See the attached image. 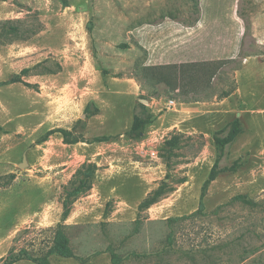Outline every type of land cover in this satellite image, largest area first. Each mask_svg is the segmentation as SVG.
Returning a JSON list of instances; mask_svg holds the SVG:
<instances>
[{
  "label": "rangeland",
  "instance_id": "obj_1",
  "mask_svg": "<svg viewBox=\"0 0 264 264\" xmlns=\"http://www.w3.org/2000/svg\"><path fill=\"white\" fill-rule=\"evenodd\" d=\"M197 21L202 24L199 56L204 44V61L199 62L206 65L156 64L166 54L182 55L184 46L190 50L194 43L178 41L176 35L185 34ZM246 56L264 59V0H0V258L22 247L41 256L59 229L80 257L71 260L76 263L113 264L115 252L117 264H264V179L252 182L251 169L244 168L248 156L234 166L227 149L210 182L220 156L215 142L208 148L204 137L173 132L155 154L149 150L150 156L143 159L155 169L151 186L156 190L150 200H157L150 209L141 204L124 215L120 201L110 198L106 188L103 202L92 205L99 206L91 208L89 222L66 225L64 218L74 201L88 194L94 177L79 175L70 182L57 172L46 184L43 178L57 169L28 153L30 146L50 135L43 128L46 121H59L53 83L66 60L78 59L76 72L90 65L108 87L114 78H134L140 97H158L153 76L166 74L178 89L170 87L162 96L180 99L188 92L208 102L220 101L236 88V74ZM217 65L218 74L212 77ZM158 66L168 67L160 74L151 69ZM88 82L83 78L79 87L86 89ZM95 111L91 106L90 112ZM158 114L152 110L147 116ZM87 118H79L76 130H84ZM126 135L130 141L138 138ZM96 167L86 163L81 172L91 174ZM110 177L120 185L122 196L140 199L138 177ZM237 195L263 205L232 202ZM202 207L203 212L196 213ZM51 259L66 264L58 255Z\"/></svg>",
  "mask_w": 264,
  "mask_h": 264
},
{
  "label": "crops",
  "instance_id": "obj_2",
  "mask_svg": "<svg viewBox=\"0 0 264 264\" xmlns=\"http://www.w3.org/2000/svg\"><path fill=\"white\" fill-rule=\"evenodd\" d=\"M200 26H202L201 22L197 21L194 25L188 26V32L176 35L178 41L191 40V43H194L191 44L190 50L186 51L184 46L182 55L174 54L173 58L172 55L166 54L164 59H156L154 62L171 64L204 61L202 42L199 56ZM202 40L204 35L200 41ZM150 52L152 53V48ZM186 55L192 58L183 60ZM194 56L196 58H193ZM77 60V58L66 60V67L55 76L58 82L53 83L56 89L53 94L59 100L56 110V118L59 121L54 123L46 121L43 128L49 130L50 135L36 143L35 147L28 148L29 155H35L45 167L57 169L48 172L43 178L46 184L52 182L48 177L56 176L57 172L60 173L59 177L68 176V180L71 181L84 164L94 163L97 166L90 191L74 201L72 210L63 220L66 225L89 222L87 217L91 208L99 206L92 207V205L103 202L106 188L110 189V198L120 201L119 210L120 207L123 208L124 215H128V209L139 207L156 190L155 185L151 186L155 181V169L143 159L150 156L149 150L155 154L156 147L170 139L172 133L177 131L188 136L204 137L209 148V145L215 142V133L239 118L245 129L229 146L230 157L235 162L248 156L249 162L244 168L251 169L250 172L254 177L252 182L264 179V59L262 57L244 58L243 67L236 74V89L220 101L179 102L176 109L163 110L165 96L148 100L151 109L159 111V114L153 122L146 125L141 137L131 141L128 140L126 133L133 126L136 104L141 95L140 84L131 77L114 78L115 81L111 83V87H108L105 78L95 72L90 65L76 72ZM83 78L89 79L86 89L79 87V82ZM64 79H68V82H60ZM93 105L97 111L88 113L86 111L88 106ZM82 116L88 118L84 130L79 131L76 130V125ZM64 132L69 133V136L76 135L69 140ZM80 133L82 136L79 135L78 140H73ZM115 134L120 137H115ZM105 135L113 138L93 141L95 137ZM118 160H123V166ZM67 171L70 173L66 174ZM115 174L138 177L141 184V196L138 201L135 202L129 196L120 194L118 191L120 185L110 177ZM153 205L154 203L149 207ZM62 259L66 264H82L71 262L75 258Z\"/></svg>",
  "mask_w": 264,
  "mask_h": 264
},
{
  "label": "trees",
  "instance_id": "obj_3",
  "mask_svg": "<svg viewBox=\"0 0 264 264\" xmlns=\"http://www.w3.org/2000/svg\"><path fill=\"white\" fill-rule=\"evenodd\" d=\"M125 46H127V45H125ZM242 64L243 63L241 62L239 65V68L242 67ZM188 65L198 66V65H206V64H200V62H198V63L193 62V63H187L183 67H186ZM163 67L167 68L168 66H163ZM219 67L220 66L217 65L216 68L211 70L212 71V74H211L212 77H215L218 74ZM165 68L158 66V67L151 68V69H155V70L159 71L160 74H162V72L165 71ZM239 68H237V69H239ZM160 70H164V71H160ZM153 75H155V74L153 73ZM153 78L155 80V82H153L154 83L153 86L155 87L154 92L158 96L157 98L163 97L162 96L163 93L170 91V87L172 88V91H173V89L174 90L178 89V88H175L176 87V81L174 82V79L172 77L166 75V74H162L161 76L155 75V76H153ZM140 79H145V78L140 77ZM145 80H147L146 82H150V80H148V79H145ZM164 85H166V86H164ZM235 89L236 88H234L233 90L223 94V97L225 98V97L229 96ZM153 97H155V96L150 95V98L143 96V97H140L138 99L137 104H136V112L134 114L133 126H132V129L127 134H134L138 138L141 137L143 132H144L146 125L153 122L157 118V115L147 116L148 112L152 113V109L150 107H148L149 105L142 102V99L151 100ZM170 98L177 99L179 102L202 101L197 95L190 96L188 94V92H184L181 95L180 99H178L176 97H170ZM139 106H141L142 111H143V113H141V114H138ZM90 108H91V106H88V108L86 110L88 113L90 112ZM244 129H245L244 124L241 122V120L239 118H237V119L233 120L232 122H230L226 127H224L223 129H221L215 133V136H214L215 144H216V147L218 149V152L220 153V156H218V159L216 161V164L214 166L212 174L209 178L210 182L212 180H214L216 178L217 174L219 173L216 167L219 164V162L222 160V158L225 157V153H226L227 149L235 141L237 136L241 132L244 131ZM64 134L67 136L69 133L64 132ZM109 139H112V136L105 135V136H101V137H95L93 139V141H102V140H109ZM73 140H78V138H75ZM166 143H168V141ZM237 162H239V160L234 162V166L237 164ZM80 172H81V169L78 171V173L76 174L74 179H72L70 182H73V180H75V178H77L79 175H82L81 179H83V178L87 179L89 177H92L95 171L91 174L89 173V170H87V171L84 170L81 173ZM79 192H80V189H77L76 190V193H78L77 195H79ZM152 194H153V192H152ZM150 197L151 196L149 195L144 200V202L142 204H146L149 207L151 204L156 202L157 199L150 200ZM233 201H241L245 205L247 204V205H250L251 207L263 205L262 201L250 199L247 197V195H237L233 198L232 202ZM201 212H203V207L200 208L196 213H201ZM188 217L189 216H185L184 218H188ZM179 219L180 218H169L168 220L170 222H174V221H177ZM53 255H58L59 257H62V258H75V259L80 258L74 252V250L71 246V240H70L69 236L66 235L64 232H62V230L58 229V231H56V233H55V237L53 239L52 245L48 248V250L45 254H43L41 256H36L33 253H31L25 247H22L18 251L15 250L14 248H12V249H10L9 253L6 256L0 258V264H15L21 260H29V261H32L36 264H53L52 259H51V257ZM113 257H114L113 264H117L118 258H116L115 252H113Z\"/></svg>",
  "mask_w": 264,
  "mask_h": 264
},
{
  "label": "built area",
  "instance_id": "obj_4",
  "mask_svg": "<svg viewBox=\"0 0 264 264\" xmlns=\"http://www.w3.org/2000/svg\"><path fill=\"white\" fill-rule=\"evenodd\" d=\"M164 107L166 109H176L179 106V101L177 99L174 98H170V97H166L164 98Z\"/></svg>",
  "mask_w": 264,
  "mask_h": 264
},
{
  "label": "water",
  "instance_id": "obj_5",
  "mask_svg": "<svg viewBox=\"0 0 264 264\" xmlns=\"http://www.w3.org/2000/svg\"><path fill=\"white\" fill-rule=\"evenodd\" d=\"M143 102H144V103H147V102H148V100H146V99H143Z\"/></svg>",
  "mask_w": 264,
  "mask_h": 264
}]
</instances>
